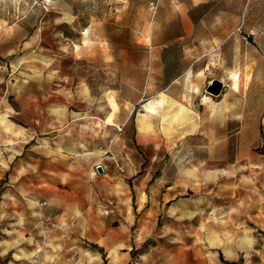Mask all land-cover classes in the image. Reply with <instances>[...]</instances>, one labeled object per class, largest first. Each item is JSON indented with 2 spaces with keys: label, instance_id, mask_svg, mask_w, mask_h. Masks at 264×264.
<instances>
[{
  "label": "rangeland",
  "instance_id": "rangeland-1",
  "mask_svg": "<svg viewBox=\"0 0 264 264\" xmlns=\"http://www.w3.org/2000/svg\"><path fill=\"white\" fill-rule=\"evenodd\" d=\"M195 1L0 0V264H264V0Z\"/></svg>",
  "mask_w": 264,
  "mask_h": 264
},
{
  "label": "bare ground",
  "instance_id": "bare-ground-1",
  "mask_svg": "<svg viewBox=\"0 0 264 264\" xmlns=\"http://www.w3.org/2000/svg\"><path fill=\"white\" fill-rule=\"evenodd\" d=\"M234 78H235V81L237 82V84H239L240 83V76H238V75H234L233 76ZM234 80V79H233ZM209 82H211V81H209ZM239 86V85H238ZM199 89V88H198ZM228 96V95H227ZM205 97V96H204ZM210 96H208V97H206V98H209ZM228 101V100H227ZM212 105V104H211ZM150 110V109H149ZM142 124H143V121H142ZM144 128V127H143Z\"/></svg>",
  "mask_w": 264,
  "mask_h": 264
},
{
  "label": "crops",
  "instance_id": "crops-1",
  "mask_svg": "<svg viewBox=\"0 0 264 264\" xmlns=\"http://www.w3.org/2000/svg\"><path fill=\"white\" fill-rule=\"evenodd\" d=\"M204 1H205V0H196V1H195V4H196V5H199V4L204 3Z\"/></svg>",
  "mask_w": 264,
  "mask_h": 264
},
{
  "label": "water",
  "instance_id": "water-1",
  "mask_svg": "<svg viewBox=\"0 0 264 264\" xmlns=\"http://www.w3.org/2000/svg\"><path fill=\"white\" fill-rule=\"evenodd\" d=\"M97 168H98V171H100V172L102 171L101 165H98Z\"/></svg>",
  "mask_w": 264,
  "mask_h": 264
},
{
  "label": "built area",
  "instance_id": "built-area-1",
  "mask_svg": "<svg viewBox=\"0 0 264 264\" xmlns=\"http://www.w3.org/2000/svg\"><path fill=\"white\" fill-rule=\"evenodd\" d=\"M43 203H45V201L43 202ZM108 211L106 210V213H107Z\"/></svg>",
  "mask_w": 264,
  "mask_h": 264
}]
</instances>
